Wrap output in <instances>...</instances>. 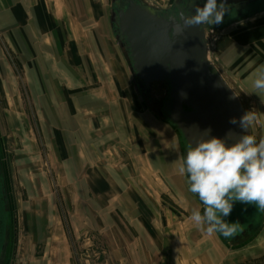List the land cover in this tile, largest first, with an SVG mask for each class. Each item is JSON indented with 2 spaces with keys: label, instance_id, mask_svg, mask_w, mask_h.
Returning <instances> with one entry per match:
<instances>
[{
  "label": "crops",
  "instance_id": "obj_1",
  "mask_svg": "<svg viewBox=\"0 0 264 264\" xmlns=\"http://www.w3.org/2000/svg\"><path fill=\"white\" fill-rule=\"evenodd\" d=\"M33 1L0 0V34L15 35L22 80L28 82V91L22 89L14 97L22 98L26 91L43 145L56 148L55 161L68 162L63 172L79 180V192L86 196L71 207L78 213L69 214L68 224L60 214L56 217L50 203L36 207L45 209L48 218L28 223L27 229L36 242H50L51 248L46 252L49 261L35 264H72L70 234L88 227L127 264H240L264 257V211L254 230L236 241L209 235L190 220L192 211L201 208L179 173L184 141L140 99L116 37L121 56L100 37L96 42L88 37L94 28L90 25L75 26L70 33L63 29V35L72 36L53 41L47 1L32 10ZM261 9L264 16V6ZM230 25L216 32L209 50L217 54L216 68L245 112L255 116L251 135L264 139V91L253 87L264 66V26L235 39L226 35ZM109 26L115 35L110 20ZM135 93L140 108L135 106ZM84 175L96 181L88 185Z\"/></svg>",
  "mask_w": 264,
  "mask_h": 264
},
{
  "label": "rangeland",
  "instance_id": "obj_2",
  "mask_svg": "<svg viewBox=\"0 0 264 264\" xmlns=\"http://www.w3.org/2000/svg\"><path fill=\"white\" fill-rule=\"evenodd\" d=\"M46 1L48 26L54 28L49 34L53 41L58 38L62 39V36H72L67 33H70L71 28H75V26L83 28L85 25H90L94 28L89 35L87 33L88 37H93L95 42L96 38L100 37L113 52L118 51L120 56L122 55L115 35L109 28L111 0ZM40 4L44 6V2L41 0L31 2L32 10H37ZM149 4L158 8H167L171 2L156 3L152 0ZM261 7L262 5H259L253 10L251 9L252 11L234 18L228 24L231 25L227 28L226 35H233V38L236 39L246 30L254 31L261 25L264 26V16H260ZM101 17L102 22H100ZM102 25L106 26L105 31L104 29L102 31ZM63 29L67 32L64 35ZM53 31L55 33H52ZM106 32L107 34H105ZM216 35L217 33L207 36L209 45L212 41L214 43ZM106 45L105 47H107ZM97 48L100 52V46ZM17 57L22 58V54L16 52L15 35L0 34V167L3 171L14 232L10 264H22L23 258L26 260L24 264H33V262L35 264V261L38 260H43L46 263L49 261L46 252L50 250L51 243L36 242L35 235H32L33 232L31 233L27 229L28 223L36 225L48 218L44 215L47 213L45 209L38 210L36 207H45L50 203L56 217L60 214L63 222L65 220L68 224L69 214L78 213V210L73 211L71 207H77L79 199L86 196L79 192V188H81L79 180L63 172L66 170L68 162L55 161L56 148L43 145L44 142L39 136L38 118L31 111L30 99L25 96L26 91L22 98L14 97L16 92L20 95L22 89L28 91V82L26 84L21 76V69L24 67L19 64L21 62H18ZM209 57L216 67L217 54L215 55L214 51L209 50ZM155 90L158 89L155 87ZM7 94L9 97L6 96ZM134 103L138 108L142 106L136 93ZM15 104L18 108H15ZM184 152L185 154L187 152L185 142ZM68 171H71V167L68 168ZM82 178L84 181H88V185H92L96 181L95 178H86L85 175ZM183 179L184 186L188 189L186 180L184 177ZM69 184L74 187L73 192L68 189ZM198 204L202 210L201 203L198 202ZM79 231L81 232L76 230L75 236L70 234L72 264H127L121 255L113 254L110 244L106 243L105 238L101 234H97L94 228L88 227L85 231L82 229ZM85 232L86 236H84ZM26 253L27 255H25ZM260 264H264V260Z\"/></svg>",
  "mask_w": 264,
  "mask_h": 264
},
{
  "label": "water",
  "instance_id": "obj_3",
  "mask_svg": "<svg viewBox=\"0 0 264 264\" xmlns=\"http://www.w3.org/2000/svg\"><path fill=\"white\" fill-rule=\"evenodd\" d=\"M112 4L116 9L110 22L136 87L144 93L159 83L166 90L154 113L175 127L187 150L206 130L218 138L233 132L229 145L251 134V129L243 132L229 122L245 110L210 60L208 26L187 27L181 11L169 14L142 0H112Z\"/></svg>",
  "mask_w": 264,
  "mask_h": 264
},
{
  "label": "clouds",
  "instance_id": "obj_4",
  "mask_svg": "<svg viewBox=\"0 0 264 264\" xmlns=\"http://www.w3.org/2000/svg\"><path fill=\"white\" fill-rule=\"evenodd\" d=\"M195 3L196 0H190L192 6ZM228 13L226 0H206L203 7H195V14L182 12L181 17L187 27L200 28L223 23ZM253 87L264 91V66L258 69ZM254 120V115L245 112L239 119L230 118L229 122L247 132ZM210 131L206 130L194 145L189 144L179 173L186 180L188 192L202 205V210L192 211L190 220L209 235L227 239L238 230L239 223L225 219L235 202L255 205L264 211V139L246 134L229 145L228 138L234 136L233 132L218 138L211 136Z\"/></svg>",
  "mask_w": 264,
  "mask_h": 264
},
{
  "label": "flooded vegetation",
  "instance_id": "obj_5",
  "mask_svg": "<svg viewBox=\"0 0 264 264\" xmlns=\"http://www.w3.org/2000/svg\"><path fill=\"white\" fill-rule=\"evenodd\" d=\"M142 1L146 2L145 0ZM205 2L206 0H196L195 5L192 6L190 4V0H172L169 7L160 9L167 11L169 14H178L180 11L189 14L195 10V7H203ZM218 2H220V0H218ZM226 2L229 8V13L225 15L223 23L209 27L207 36L223 29L237 16H241L244 13L252 11L259 5L264 6V0H226ZM115 9L116 8L114 4H112L111 0L110 18ZM155 87L158 90H155ZM137 89L140 99L153 112L157 110L160 99L164 98L166 94V90L161 88L159 83H154L150 90L144 93H142L138 87ZM5 189L3 171L0 167V264H10V258L14 245L11 209L9 207ZM260 211L261 210L257 209L255 205L235 202L231 214L225 219L229 223L236 222L239 223V225L234 236L229 237L228 239L236 241L250 234L254 230L255 223L260 219Z\"/></svg>",
  "mask_w": 264,
  "mask_h": 264
},
{
  "label": "trees",
  "instance_id": "obj_6",
  "mask_svg": "<svg viewBox=\"0 0 264 264\" xmlns=\"http://www.w3.org/2000/svg\"><path fill=\"white\" fill-rule=\"evenodd\" d=\"M262 260H264V258L263 259H255L252 261H247L245 263H240V264H260Z\"/></svg>",
  "mask_w": 264,
  "mask_h": 264
}]
</instances>
